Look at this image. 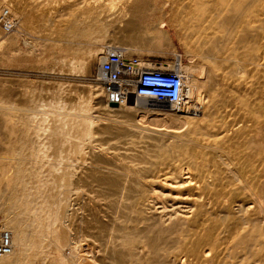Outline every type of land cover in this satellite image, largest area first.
<instances>
[{"label":"bare ground","instance_id":"1","mask_svg":"<svg viewBox=\"0 0 264 264\" xmlns=\"http://www.w3.org/2000/svg\"><path fill=\"white\" fill-rule=\"evenodd\" d=\"M121 1L131 6L125 26L139 31L128 17L148 0ZM169 1L184 4L183 11L172 10L169 23L178 42L213 69L217 87L211 90L209 103V93H199L201 76L196 69L177 68L186 84L184 103L191 106L196 95L202 105L209 103L206 109L212 120L205 129L194 123L188 128L182 106L161 112L164 124L142 126L138 117L149 109L139 108V102L112 106L106 97L95 104L89 97L77 103L27 99L21 108L0 111V123L9 118L12 130L20 127L13 130L20 146L17 155L8 158L10 166L19 157L23 175L44 182L42 192L55 198L48 225L49 237L55 231L54 264H264V101L251 105L247 91L238 93L246 82L264 84V0ZM126 38L123 46L108 48L122 49L127 55L133 40L129 43ZM102 51L93 49L84 59H64L66 67L72 73L90 74L93 62L102 61ZM225 81L233 84L230 89L242 112L241 119L230 123L221 114L229 105L221 98ZM96 109L103 113L96 115ZM94 142L103 148L93 147ZM110 151L115 159L108 158ZM92 194L104 199L106 209L87 208L86 196ZM19 231L9 232L12 245L24 244L26 234ZM43 241L47 244L48 237L43 236ZM66 247L73 251L69 258Z\"/></svg>","mask_w":264,"mask_h":264},{"label":"rangeland","instance_id":"2","mask_svg":"<svg viewBox=\"0 0 264 264\" xmlns=\"http://www.w3.org/2000/svg\"><path fill=\"white\" fill-rule=\"evenodd\" d=\"M4 6H11L18 23L17 28L10 33H4L0 28V111H4V108L13 106L21 108V105H23L27 99H32L35 101L44 100L42 101L44 103H77L81 99L89 97L92 101L94 99V104L97 103L103 97H106L102 87V83L97 78V68L101 61L96 60L93 62L90 74L87 72H81L77 74L69 71V69L66 67L67 61H65L64 59H84L85 56H89L91 50L93 49H103V51L101 52L102 57L103 52H105L108 47H119L126 44L125 42L121 41L129 36L131 37L126 38V40H128L129 43H132L133 40V44L130 46L128 45L129 47L127 46L130 49L127 51V56L136 55L141 59L142 64H147L152 68L160 64L162 67L168 66L169 69H172L173 67L178 68L179 65L181 69H184L186 67L189 69H196V71L200 74L199 77L201 76V78H198L197 80V83L201 84L202 86L201 87L199 85V93H201L202 95L206 94L207 96L209 93L208 101L209 103L212 102L213 98L211 97V90L217 87L212 78L213 69L208 65H205L203 61H201V59H199L197 56L190 55L186 52L185 48H183V46L178 42L175 30H173L169 24L170 22H172V18L175 14L174 12L180 9L183 11V3L174 4L169 0H148L144 4L138 5L133 10L134 14L128 18L134 20L135 24L139 26V31L132 30L131 27L125 26L124 19H126V14L129 13L128 11L131 6L128 2H123L121 0H0V10ZM112 11L114 13H112ZM67 19L70 20L69 23H67ZM59 22L61 24H59ZM68 26L70 28H68ZM162 31L167 33H164ZM159 34H162L161 37ZM136 35H139V37H137ZM151 39H153L154 41H150ZM139 40L140 42L142 41L140 43L141 46L140 44L139 46L137 44L139 43ZM154 43L156 44V46L154 45ZM157 44L160 47H158ZM200 66L202 69H200ZM212 83L214 85L211 88ZM246 83L243 84L244 86H240V88L242 89L238 88L240 91H238V93L242 94L244 92H248V96L250 97L249 100H253V102L252 100L249 101L251 105L255 102V104H261L264 101L263 82L255 81L253 84L249 82L247 84ZM230 84L231 83L229 81H225L223 83V94L221 93L222 96L220 95L221 98H224L223 100H227L225 101V104H229V107L226 106L221 110L223 111L221 112L222 119L223 121H225V123L238 121L242 118V112L240 110V107L238 106L239 104L236 102L237 100L234 99L232 90L230 89L232 88L233 84ZM258 85L260 86L259 88ZM257 88L260 89V91ZM88 89L90 90V94L87 95L85 94V90ZM208 89L209 91H207ZM251 90L254 91V93H252ZM226 91L230 93H227ZM254 95L256 97V100H254ZM258 96L260 99L258 98ZM195 97L196 99H194V102L191 106H188L186 104L182 106V111L186 116L183 113L182 114L184 115V118H187V121L189 120V123H187V125H189L187 126L188 128L191 127V125L194 123L197 124V128H199V130H203L205 129L206 125L212 120L210 110L207 111L206 109L209 103L207 102L206 105H202L203 103H201V101L198 99V95H196ZM11 101L12 104L10 103ZM139 103L140 104H137L139 108L150 110L148 112L142 113L138 117L143 121H141L143 125L141 123L140 124L142 126L145 125L146 127L151 126L152 124H164L165 118L164 116H162L161 112L166 111L167 109L178 110L179 108H181L171 107V105L167 104H157V102ZM231 103L233 104V106ZM261 105L264 108V102ZM238 108L240 111L237 110ZM69 112L71 113L72 111L70 110ZM94 113L96 115H99L103 112L96 109L94 110ZM160 117L161 119H158ZM7 119L9 120V118ZM7 119L5 118L4 120H2L3 122L0 123V231L2 229H5L12 234L14 233L15 235L19 230H21L19 232H21L23 235L26 234V239L24 237L22 243L25 244V242H27L29 244H22L21 246L18 244H14L12 255H5V257L0 256V264H9V262L10 264H54L55 231L53 230V233L50 235L52 237H49L48 225L51 222L49 215L51 212H53L52 205L55 202V198H50L49 195H47L48 193L46 191V194L45 192H42V187L44 191V182L29 180L23 175L24 168L23 165H21L22 163L19 157L15 156L16 160L14 163L11 162L12 164L10 166L9 162L11 160H8V158L11 159V154L16 153L17 155V150L20 146V143L13 139V130H18L20 127L14 128L12 130V125H9ZM195 119H197V121ZM202 122L205 123L202 125ZM247 125L250 128V123H247ZM15 144L18 145L15 146ZM92 145L93 147L103 148L100 146L101 144L97 142H94ZM109 157H111L110 159H112L113 157V159L116 158L114 153L111 151L108 158ZM15 164L16 166H14ZM16 167H18L19 169L16 170ZM11 173L12 176L10 175ZM17 173L19 175H22L18 176L17 178L15 176ZM16 179L17 181L21 179V183H23L24 181H26V183L20 185V183H18ZM28 180L30 181V183H28ZM14 181H16L17 183ZM15 184H19L20 186ZM40 185L42 186L38 187ZM22 186L23 189H21ZM26 186H29L30 188L27 189ZM16 188L18 189L17 191ZM20 189L23 190V192L19 191ZM13 190L17 192L15 193L16 195L14 194L15 197H11ZM25 192H27L28 194ZM38 196H40L42 199L40 197L38 198ZM26 197L28 198L24 199ZM45 197H47L46 201L45 199H43ZM19 198H21V200ZM23 199L26 201H24ZM29 200L31 202L33 200L34 201L31 203ZM36 200L39 201L36 203ZM86 200L88 203L87 208L91 209L92 211L98 212L100 210L106 209V203L104 199L100 196H97L96 194L86 196ZM40 201L43 203H41ZM30 203L32 204L31 206H29ZM23 204L25 206L28 204V208ZM38 207L40 208V211L37 210ZM32 211H34V213ZM40 215H42L43 217H40ZM44 220L45 222H41ZM30 221L32 222V225ZM39 229H41V231ZM27 236L29 237V239H27ZM43 236L48 237L49 242L47 244H44ZM19 247L21 248V251H19ZM124 248L128 249V246L126 245L124 246ZM72 253V248L66 247L64 249V254L67 258H69ZM18 254L20 256H18Z\"/></svg>","mask_w":264,"mask_h":264},{"label":"built area","instance_id":"3","mask_svg":"<svg viewBox=\"0 0 264 264\" xmlns=\"http://www.w3.org/2000/svg\"><path fill=\"white\" fill-rule=\"evenodd\" d=\"M17 18L11 6L0 10V28L4 33L17 28ZM97 78L102 83L108 103L118 106L131 102L166 103L180 107L185 103L186 84L179 69L173 67L145 68L136 55L127 56L122 49L108 48L97 68ZM13 251L8 230L0 231V256Z\"/></svg>","mask_w":264,"mask_h":264},{"label":"water","instance_id":"4","mask_svg":"<svg viewBox=\"0 0 264 264\" xmlns=\"http://www.w3.org/2000/svg\"><path fill=\"white\" fill-rule=\"evenodd\" d=\"M110 105H112V106H118L116 103H110Z\"/></svg>","mask_w":264,"mask_h":264},{"label":"crops","instance_id":"5","mask_svg":"<svg viewBox=\"0 0 264 264\" xmlns=\"http://www.w3.org/2000/svg\"><path fill=\"white\" fill-rule=\"evenodd\" d=\"M162 32H164V31H162Z\"/></svg>","mask_w":264,"mask_h":264}]
</instances>
